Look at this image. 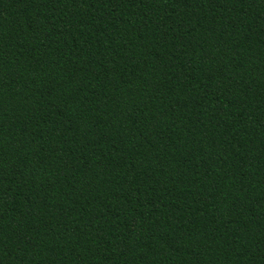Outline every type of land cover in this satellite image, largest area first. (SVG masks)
Returning <instances> with one entry per match:
<instances>
[{"label":"trees","instance_id":"16d2710c","mask_svg":"<svg viewBox=\"0 0 264 264\" xmlns=\"http://www.w3.org/2000/svg\"><path fill=\"white\" fill-rule=\"evenodd\" d=\"M0 264H264V0H0Z\"/></svg>","mask_w":264,"mask_h":264}]
</instances>
